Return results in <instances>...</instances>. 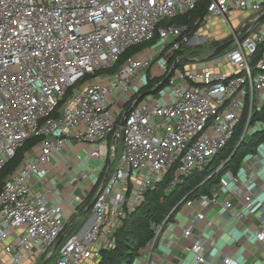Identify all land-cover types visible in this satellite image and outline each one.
Instances as JSON below:
<instances>
[{
	"label": "built area",
	"instance_id": "obj_1",
	"mask_svg": "<svg viewBox=\"0 0 264 264\" xmlns=\"http://www.w3.org/2000/svg\"><path fill=\"white\" fill-rule=\"evenodd\" d=\"M199 2L0 0V171L26 140L40 137L0 185V264H40L51 257L55 241L66 230L63 206L52 201L58 187L50 186L49 180L51 157L68 141L72 149L84 151L83 162H100L96 170L88 167L75 174L76 158L61 157L73 191L91 179L89 192L71 201L73 211L96 190L98 174L109 170L94 194L91 224L83 232L65 235L53 264H96L102 249L114 248L127 213L168 171L172 169L167 191L183 177L204 171L243 117L237 143L249 138L251 124H261L264 130V120L252 121L264 104V24L259 25L264 18L254 23L264 12V0H209L205 13L189 23ZM230 13L236 15L230 18ZM183 16L186 21H173ZM216 19L225 31L208 26ZM154 38L146 48L145 42ZM228 40L233 42L207 58ZM203 43L212 46L205 57L187 55L189 46ZM140 45L144 46L120 62L130 48ZM180 50L182 54H176ZM170 71L156 92L151 93L154 86L136 100L148 77L162 80ZM127 108L116 142L117 119ZM232 155L233 151L214 172L221 171L222 189L235 186L230 193L239 205L237 212L231 213L234 203L219 200L214 191L185 196L169 212L183 205L191 209L182 237L187 241L184 248L198 263L207 262L216 249L214 235L196 232L200 221H210L207 213L212 208L221 207L240 221L245 212L261 211L253 234L264 245V181L251 175L245 157L236 171L223 169ZM250 155L258 166L264 165V140ZM169 213L153 224V238L139 250L146 255L141 258L144 264L153 263ZM230 261L225 256L220 264Z\"/></svg>",
	"mask_w": 264,
	"mask_h": 264
},
{
	"label": "crops",
	"instance_id": "obj_2",
	"mask_svg": "<svg viewBox=\"0 0 264 264\" xmlns=\"http://www.w3.org/2000/svg\"><path fill=\"white\" fill-rule=\"evenodd\" d=\"M236 13H234V16ZM238 21H234V24H237ZM67 147L61 151L55 153L51 157V172L50 177V186L52 184L58 187V190H54L52 194V201L55 203H61L64 209V214L66 216L67 222L70 223L67 228V234H74L85 231L92 222L91 215L87 216V213L81 215L79 214L83 211L90 201L94 198V194L97 190V187H100V184L104 178L106 170L99 173V182L96 186V190H92L88 194V197L85 199L84 206H79L76 211H73L71 206V201L75 198L81 197L82 191L89 192L86 188L85 180L82 182V186L79 189L73 191L72 186L69 184V171L68 167H64L63 164H60V159L62 156H66L68 159L76 158L74 173L78 174L83 170H86L88 167L89 158L83 162L82 158L84 151L80 149H72V141L67 142ZM248 166V171L250 170L251 175H258L261 181H264V165L258 166L253 160V156L250 154L245 156ZM80 159V161H77ZM70 161V160H69ZM100 166V165H99ZM98 166V167H99ZM94 170L97 167H91ZM48 183V182H47ZM219 183L215 184L214 187ZM230 190L224 192V199L232 201L234 207L230 210L231 213L237 212L239 205L234 199L233 195L230 193L235 189V186L232 184H227ZM85 187V188H84ZM261 205H264V195L261 196ZM260 204H256V206ZM262 209V208H261ZM181 208L174 213L170 222L163 228L160 237L154 247V255L152 256V264H220L222 257L230 256L232 261L229 264H264V245L257 242L253 231L258 224V215L257 213H246L245 217L240 221L237 218L233 217L229 212L223 210L221 207L212 208L208 211L207 217L210 219L200 221L196 232L202 230L205 234H212L216 238V249L212 252L210 258L205 263H198L193 259V255L187 251L184 247L187 244L186 239L182 237V227H185L189 223L191 217V209L185 213L181 214ZM180 211V212H179ZM90 212V211H89ZM88 212V213H89ZM180 213V217L177 215ZM91 214V212H90ZM146 256L145 254H139L132 264H144L141 262V258Z\"/></svg>",
	"mask_w": 264,
	"mask_h": 264
},
{
	"label": "trees",
	"instance_id": "obj_3",
	"mask_svg": "<svg viewBox=\"0 0 264 264\" xmlns=\"http://www.w3.org/2000/svg\"><path fill=\"white\" fill-rule=\"evenodd\" d=\"M209 0H200L197 7L191 13L189 23L205 13ZM187 16L179 17L174 22L186 21ZM144 45L130 48L120 59L123 61L127 56L132 55L136 50ZM216 46V45H215ZM263 45H260L255 54L251 57V64L254 65L259 58ZM183 50L176 52L182 54ZM115 69H110L113 71ZM161 77L147 79V83L140 89L141 93L149 92ZM120 118L117 119V123ZM264 120V104L254 112L252 121ZM245 117L240 120L236 133L228 141L221 152L214 157L212 163L204 171H195L187 177H183L169 191L168 183L171 178L172 169L168 171L162 181L156 183L153 188L147 190L144 200L133 210L127 213L122 221V225L115 235V246L112 249H102L96 264H132L139 255V250L144 248L154 236L153 224H159L166 215L175 207L183 197L196 198L201 195H210L212 187L220 181V172L215 173L217 165L224 161L233 151L243 128ZM40 137H32L20 146L15 156L0 171L1 182L11 173L21 162L24 152L34 145ZM264 140V130H257L246 140L241 141L236 152L224 164L223 169L237 170L240 161L248 154L256 151L258 145ZM205 180L204 182H202ZM202 182V183H201ZM180 207L177 206L173 212L169 213L168 220H171L174 213ZM67 229V228H66Z\"/></svg>",
	"mask_w": 264,
	"mask_h": 264
},
{
	"label": "rangeland",
	"instance_id": "obj_4",
	"mask_svg": "<svg viewBox=\"0 0 264 264\" xmlns=\"http://www.w3.org/2000/svg\"><path fill=\"white\" fill-rule=\"evenodd\" d=\"M232 17H234V13H230V18H232ZM219 23H220V21L218 20V19H216V20H214L212 23H209V25L208 26H210V25H213L214 27V29H213V31H216V30H223V31H225L226 30V28L225 27H221V25H219ZM264 24V21H261L260 23H259V25L260 26H262ZM157 40V38H154V39H152L151 41L149 40V41H147V42H145V47L146 48H149L151 45H152V43L153 42H155ZM214 46V45H213ZM212 46H211V44H209V43H203V44H200V45H198V46H195V45H191V46H189V49H191L190 51V53H188L187 52V49H186V53H187V55H198L199 57H201V56H203V57H205V54H207L208 53V51L210 50V48H211ZM147 81V80H146ZM157 96V95H156ZM256 108H257V105H256V102H255V104H254V111L256 110ZM263 126L261 125V124H259V125H257L256 123H254V124H251V126H250V128H249V131H248V134L247 135H251V134H253L255 131H257V130H260L261 128H262ZM116 128H117V125H116ZM120 153H121V143L118 145V149H117V153H116V158H118L119 157V155H120ZM88 165L89 166H91V167H98L99 165H100V162H99V160H97V159H93V158H89V160H88ZM233 171H235L234 169H233ZM90 177L89 178H87L86 180H85V183L87 184V183H89L90 182ZM214 192H216L217 194H218V198H219V200H223L224 199V196H225V194H224V192L222 191V189L220 188V186L219 185H216L215 187H214ZM188 210V208H187V206H185V205H183L182 207H181V214L182 213H185L186 211ZM179 211V212H180ZM91 214H90V212L89 213H87V216H90ZM177 217H180V213L177 215ZM69 224L70 223H68L67 222V225H66V228H68L69 227ZM70 234V233H69ZM68 234V235H69ZM56 258H57V253H53L52 255H51V257L49 258V260H48V262H47V264H53L54 263V261L56 260ZM44 260V259H43ZM42 260V261H43ZM41 261V262H42ZM40 263V262H39ZM41 264V263H40Z\"/></svg>",
	"mask_w": 264,
	"mask_h": 264
},
{
	"label": "water",
	"instance_id": "obj_5",
	"mask_svg": "<svg viewBox=\"0 0 264 264\" xmlns=\"http://www.w3.org/2000/svg\"><path fill=\"white\" fill-rule=\"evenodd\" d=\"M264 18V12L263 13H260L257 17H256V19H255V22L254 23H257V22H259V21H261L262 19ZM233 42V40H228V41H226V42H224V43H221V44H219V45H217L216 47H214V49L207 55V58H209V57H212V56H214V55H216V54H218L219 52H221L223 49H225L226 47H228L231 43ZM173 69V68H172ZM172 69H171V71H172ZM171 71L157 84V85H155V87L151 90V93H154V92H156L164 83H165V81L167 80V78L169 77V75H170V73H171ZM145 95V93H141V94H139L138 95V97L136 98V100H138V99H141L143 96ZM128 110H129V108H127V109H125V111L123 112V114H122V116H121V118H120V120H119V122H118V124H117V128H116V134H114V141H116L117 142V134H119L120 133V129H121V126L123 125V123H124V121H125V118H126V115H127V113H128ZM239 144V142L237 143V145L235 146V148H234V150H233V154H234V152H236V150H237V148H238V145ZM108 170H109V167H108V169H107V171L105 172V175H104V178H103V180H102V182H101V186H103V184L105 183V180H106V176H107V174H108ZM94 200H95V197L90 201V203L88 204V206L83 210V211H81V213L79 214V217L81 216V215H83V214H85V213H88L89 211H90V209H91V207H92V205H93V203H94ZM67 231H68V229H66L59 237H58V239L55 241V243H54V245H53V247H52V249H51V253L53 254L54 252H55V250L57 249V247L59 246V244L61 243V241L64 239V237H65V235L67 234ZM48 260H49V257H47V258H45L42 262H41V264H47V262H48Z\"/></svg>",
	"mask_w": 264,
	"mask_h": 264
}]
</instances>
